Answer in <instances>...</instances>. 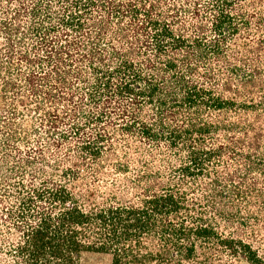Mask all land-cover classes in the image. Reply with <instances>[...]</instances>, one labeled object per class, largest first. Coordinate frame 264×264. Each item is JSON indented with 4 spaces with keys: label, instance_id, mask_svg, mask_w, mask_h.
Here are the masks:
<instances>
[{
    "label": "trees",
    "instance_id": "obj_1",
    "mask_svg": "<svg viewBox=\"0 0 264 264\" xmlns=\"http://www.w3.org/2000/svg\"><path fill=\"white\" fill-rule=\"evenodd\" d=\"M264 264V0H0V264Z\"/></svg>",
    "mask_w": 264,
    "mask_h": 264
},
{
    "label": "rangeland",
    "instance_id": "obj_2",
    "mask_svg": "<svg viewBox=\"0 0 264 264\" xmlns=\"http://www.w3.org/2000/svg\"><path fill=\"white\" fill-rule=\"evenodd\" d=\"M111 256L106 253L87 251L81 255V264H110ZM238 264H247L241 261Z\"/></svg>",
    "mask_w": 264,
    "mask_h": 264
}]
</instances>
